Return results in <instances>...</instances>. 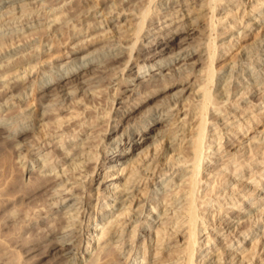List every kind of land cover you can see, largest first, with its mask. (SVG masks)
<instances>
[{
	"label": "rangeland",
	"instance_id": "1",
	"mask_svg": "<svg viewBox=\"0 0 264 264\" xmlns=\"http://www.w3.org/2000/svg\"><path fill=\"white\" fill-rule=\"evenodd\" d=\"M262 12L0 0V264H264Z\"/></svg>",
	"mask_w": 264,
	"mask_h": 264
},
{
	"label": "bare ground",
	"instance_id": "2",
	"mask_svg": "<svg viewBox=\"0 0 264 264\" xmlns=\"http://www.w3.org/2000/svg\"><path fill=\"white\" fill-rule=\"evenodd\" d=\"M122 1H123V0H121V2H122ZM77 2H78V1H77ZM99 2H100V1H99ZM215 3H216V2H215ZM67 4H68V3H67ZM73 4H74V3H73ZM96 4H97V2H96ZM120 4H121V3H120ZM94 5H95V4H94ZM94 5H92L93 8L96 7V6H94ZM97 5H98V4H97ZM201 5H202V4H201ZM69 6H70V5H69ZM86 7H87V6H86ZM88 8H90V7H88ZM91 8H92V7H91ZM258 8H259V7H258ZM69 9H71V8H69ZM82 9H83V8H82ZM156 9H157V8H156ZM158 9H159V8H158ZM67 10H68V9H67ZM73 10H74V8H73ZM112 10H113V9H112ZM161 10H162V8H161ZM257 10H258V9H257ZM65 11H66V10H65ZM68 11H69V10H68ZM77 12H78V11H77ZM109 12H110V11H109ZM161 12H162V11H161ZM54 13H55V12H54ZM155 13H156V12H155ZM262 13H263V12H262ZM46 14H47V13H46ZM63 14H64V13H63ZM67 14H68V13H67ZM79 14H80V12H79ZM263 14H264V13H263ZM61 15H62V14H61ZM46 16H47V15H46ZM47 17H48V16H47ZM60 19H61V17H60ZM62 19H63V18H62ZM55 20H56V19H55ZM29 23H30V22H29ZM31 24H32V23H31ZM119 25H120V24H119ZM161 26H162V25H161ZM48 27H49V26H48ZM54 28H55V27H54ZM161 29H162V27L158 28V30H161ZM55 30H56V29H55ZM139 36H140V34H139ZM138 39H139V38H138ZM154 39H155V38H154ZM204 42H205V41H204ZM121 43H122V42H121ZM121 45H122V44H121ZM214 45H215V44H214ZM22 47H23V46H22ZM25 47H26V46H25ZM37 49H38V48H37ZM133 49H134V47H133ZM17 50H18V49H17ZM132 51H133V50H131V52H132ZM18 52H19V51H18ZM7 53H8V52H7ZM16 53H17V52H16ZM3 54H5V53H3ZM3 54H1V55L3 56ZM121 54H122V53H121ZM154 54H156V53H154ZM154 54H152V55H154ZM16 55H18V54H16ZM7 56H8V55H7ZM21 57H22V56H21ZM21 57H20V58H21ZM146 57H147V56H146ZM146 57H145V58H146ZM213 57H214V55H213L212 58H211L212 60L210 59L211 62H213V60H214ZM129 58H130V55H129ZM147 58H150V56H148ZM209 58H210V57H209ZM76 59H77V58H76ZM105 59H106V58H105ZM110 59H111V60H117V59H116V56H115L114 58H110ZM107 60H108V59H107ZM210 60H209V61H210ZM129 61H130V59H129ZM14 62H15V61H14ZM126 66H127V65H126ZM141 66H142V65H141ZM38 67H39V66H38ZM209 68H210V67H209ZM211 71H212V70H211ZM213 71H214V70H213ZM19 77H20V76H19ZM10 81H11V80H10ZM13 81H14V80H13ZM211 81H212V80H211ZM213 81H214V80H213ZM1 92H2V91H1ZM48 92H50V91H48ZM207 94H208V92L206 93V97L208 98V96H210V95L207 96ZM227 99H228V98H227ZM227 99H226V100H227ZM203 103H204V102H203ZM209 103H210V102H209ZM237 106H238V105H237ZM201 107H202V106H201ZM228 109H229V107H228ZM38 118H39V117H38ZM22 121H23V120H22ZM33 121H34V120H33ZM201 121H202V122L200 123V124H201V128H200V130H199V135H198V137H197V138H198V142H197V139H196V142H197V143L195 144V147H193V148H194L193 154H195V156H193V157H195V158H194V163H195V165H194V166H195V167H194V170H195L196 168H197V169H198V168H201V167H200V163H198V162H200V161H199V160H200L199 154L201 153V152H199V149L201 150V147L199 148V146H201V144H202L201 139L203 140V137H202V136H203V132H204L205 127H206V126H205V122H204V118H203ZM255 121H256V120H255ZM208 122H209V121H208ZM252 123H253V122H252ZM20 124H21V123H20ZM203 124H204V127H203ZM207 124H208V123H207ZM244 125H245V124H244ZM60 126H61V124H60ZM15 127H16V126H15ZM25 128H26V127H25ZM2 134H3V133H2ZM206 138H207V137H206ZM204 143H205V142H204ZM213 143H214V142H213ZM17 144H18V143H17ZM84 144H85V143H84ZM222 147H223V146H222ZM225 147H226V146H225ZM204 153H205V152H204ZM206 153H207V152H206ZM207 154H208V153H207ZM75 155H76V154H75ZM190 155H191V154H190ZM185 157H186V156H185ZM198 157H199V160L197 161ZM189 158H190V156H189ZM238 158H239V157H238ZM188 160H191V159H188ZM188 160L186 159V162H188ZM184 161H185V160H184ZM46 163H49V162H46ZM229 163H230V162H229ZM72 164H73V163H72ZM72 164H71V166H72ZM42 165H43V164H42ZM205 165H206V164H205ZM203 166H204V165H203ZM96 167H97V166H96ZM69 168H70V167H69ZM198 170H199V169H198ZM130 172H132V171H130ZM196 172H197V170H196ZM135 173L137 174V172H135ZM135 173H134V174H135ZM193 173H194V171H193ZM193 173H192V175H193ZM198 173H199V171H198ZM198 173H196V174H198ZM64 175H65V174H64ZM129 175H130V174H129ZM131 175H132V174H131ZM192 175H191V176H192ZM132 176H133V175H132ZM132 176H131V177H132ZM193 176H194V175H193ZM226 176H227V175H226ZM133 177H134V176H133ZM135 177H136V176H135ZM198 177H199V176H198ZM198 177H196V178H198ZM196 178H195V183H196V181H198V180H196ZM132 179H133V178H132ZM134 179H135V178H134ZM190 180H191V179H190ZM131 181H132V180H131ZM64 182H65V181H64ZM128 182H129V181H128ZM190 183H191V181H190ZM197 183H199V182H197ZM58 185H59V184H58ZM58 185H57V186H58ZM51 189H52V188H51ZM122 189H123V188H122ZM199 189H200V188H199ZM199 189H198V190H199ZM192 208H193V207H192ZM192 208H191V209H192ZM193 210L195 211V213H194V212H191V216H190V219H191V227H192V226H195V224H194V220H195V216H196V209H193ZM190 211H191V210H190ZM215 215H216V214H215ZM114 221H115V220H114ZM116 221H117V220H116ZM202 222H203V221H202ZM120 224H121V223H120ZM109 225H110V224H109ZM110 227H112V228H108V227H107L108 230L104 229V230H106V231H103V234H104V235L102 236V238L100 237L101 239L99 238L100 240L103 239V240H102L103 243L109 242L111 236H112L113 234H115V233H116V230L118 229V228H117V224H114V227H113V223H112V225H111ZM191 227H190V229H191ZM64 228H66V227H64ZM76 228H77V227H76ZM192 228H193V229L191 230V233H193L192 231L195 230L194 227H192ZM59 229H60V228H59ZM197 229H198V228H197ZM65 231H66V230H65ZM157 231H158V230H157ZM159 232H160V231H159ZM195 232H197V230L194 231V233H195ZM66 233H67V232H66ZM64 234H65V233H64ZM75 234H76V233H75ZM172 234H173V233H172ZM195 234H196V233H195ZM193 235H194V234H193ZM193 235H192V239L195 237L194 240L196 241V237H197V236L194 235V237H193ZM106 236H107V237H106ZM112 238H113V237H112ZM68 239L70 240V238H68ZM99 239H98V240H99ZM113 241H114V240H113ZM113 241H112V243H113ZM193 242H194V241H193ZM196 242H197V241H196ZM103 243H102V244H103ZM194 243H195V242H194ZM98 244H99V243H98ZM102 244H101V245H102ZM108 244H109V243H108ZM103 245H104V244H103ZM103 245H102V247H103ZM190 245H191V244H190ZM104 246H105V245H104ZM109 246H110V245H109ZM192 247H193V246H192ZM100 248H101V247H100ZM104 249H105V248H104ZM104 249H103V250H104ZM195 249H196V248H195ZM99 250H101V249H99ZM105 250H106V249H105ZM100 253H102V252H100ZM106 254H107V251H106ZM98 256H100V255H99V252H98ZM101 257H102V256H101ZM101 257H100V260H101ZM105 258H106V257H105ZM190 258H191V256H190ZM190 258H189V264H194V263H192V261H191ZM98 259H99V258H98ZM98 259H97V260H98ZM103 259H104V258H103ZM142 259H143V258H142ZM92 260H93V258H92ZM143 260H144V259H143ZM94 261H95V260H94ZM94 261H93V262H94ZM105 261H106V259H105ZM100 262H101V263H100ZM195 262H196V261H195ZM102 263H103V260H102V261H98V264H102ZM104 263H105V262H104ZM104 263H103V264H104ZM60 264H61V263H60ZM66 264H67V262H66ZM195 264H196V263H195Z\"/></svg>",
	"mask_w": 264,
	"mask_h": 264
}]
</instances>
